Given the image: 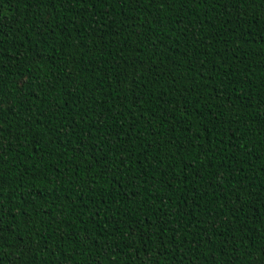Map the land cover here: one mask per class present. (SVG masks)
Wrapping results in <instances>:
<instances>
[{
  "label": "trees",
  "instance_id": "trees-1",
  "mask_svg": "<svg viewBox=\"0 0 264 264\" xmlns=\"http://www.w3.org/2000/svg\"><path fill=\"white\" fill-rule=\"evenodd\" d=\"M0 264H264V0H0Z\"/></svg>",
  "mask_w": 264,
  "mask_h": 264
}]
</instances>
